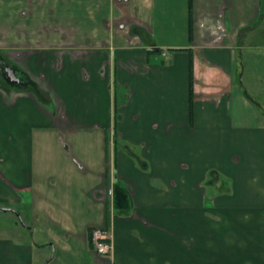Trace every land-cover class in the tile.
I'll return each mask as SVG.
<instances>
[{"label": "crops", "instance_id": "0c3cea01", "mask_svg": "<svg viewBox=\"0 0 264 264\" xmlns=\"http://www.w3.org/2000/svg\"><path fill=\"white\" fill-rule=\"evenodd\" d=\"M262 47L264 0H0V206L39 264H264Z\"/></svg>", "mask_w": 264, "mask_h": 264}, {"label": "rangeland", "instance_id": "374dc122", "mask_svg": "<svg viewBox=\"0 0 264 264\" xmlns=\"http://www.w3.org/2000/svg\"><path fill=\"white\" fill-rule=\"evenodd\" d=\"M252 54L255 53L256 55L253 59L252 62L256 63L257 66L254 67V65L246 60L244 62V68L240 69V72H242V76L246 78V86L248 87L250 93L253 96V100L259 103V106L256 108L258 109V113H260V107H264V58L259 59L260 53L264 54V47L259 49L252 48L250 51ZM243 66V62H242ZM261 76V79L258 78V76ZM237 76V75H236ZM0 83L7 85V82L0 78ZM8 207V206H4ZM11 208L15 210H22L20 211V216L24 222V225L20 222L18 217L10 212H0V238H9L15 241H20V242H27L32 246L34 249V257H33V264H39V259L37 257V246L33 243L34 240H37V237L33 236L31 237L30 234L27 233V235L20 236L19 233L20 231H23V227L26 226V211L25 207L23 205H13ZM48 252V250H46ZM36 253V254H35Z\"/></svg>", "mask_w": 264, "mask_h": 264}, {"label": "built area", "instance_id": "2783aa9c", "mask_svg": "<svg viewBox=\"0 0 264 264\" xmlns=\"http://www.w3.org/2000/svg\"><path fill=\"white\" fill-rule=\"evenodd\" d=\"M90 243L93 250L99 255L107 256L112 253L111 234L105 228H92L90 231Z\"/></svg>", "mask_w": 264, "mask_h": 264}, {"label": "water", "instance_id": "95a60500", "mask_svg": "<svg viewBox=\"0 0 264 264\" xmlns=\"http://www.w3.org/2000/svg\"><path fill=\"white\" fill-rule=\"evenodd\" d=\"M2 71L8 77L7 82L10 83L11 85H16V84L20 83V79L15 75L13 69H11L9 67H5ZM0 212H10V213L15 214L18 217V219L20 220V222L24 225V222L20 216V213L17 210H15L11 207L0 206Z\"/></svg>", "mask_w": 264, "mask_h": 264}, {"label": "flooded vegetation", "instance_id": "af4514ba", "mask_svg": "<svg viewBox=\"0 0 264 264\" xmlns=\"http://www.w3.org/2000/svg\"><path fill=\"white\" fill-rule=\"evenodd\" d=\"M5 67H9V68L14 70L15 75L20 79V83L17 85H20L22 83V78H23L22 75L21 76L19 75L21 73L15 67H11L10 65H8V63L5 61V59L0 56V78L7 80L8 77L2 71Z\"/></svg>", "mask_w": 264, "mask_h": 264}, {"label": "trees", "instance_id": "16d2710c", "mask_svg": "<svg viewBox=\"0 0 264 264\" xmlns=\"http://www.w3.org/2000/svg\"><path fill=\"white\" fill-rule=\"evenodd\" d=\"M26 85L28 86V88H32L34 84L31 81L27 80V82L25 83L24 86H26ZM21 89H24V88L22 87ZM189 94L190 95L192 94V70H191V66H190V69H189Z\"/></svg>", "mask_w": 264, "mask_h": 264}]
</instances>
